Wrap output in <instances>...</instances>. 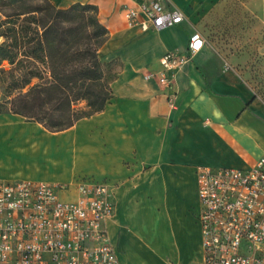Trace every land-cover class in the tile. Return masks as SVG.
I'll use <instances>...</instances> for the list:
<instances>
[{"label":"crops","instance_id":"0c3cea01","mask_svg":"<svg viewBox=\"0 0 264 264\" xmlns=\"http://www.w3.org/2000/svg\"><path fill=\"white\" fill-rule=\"evenodd\" d=\"M49 1L58 8L77 2L96 5L98 19L108 30L98 49L100 59L119 57L123 61L111 83L113 98L108 103L117 116V122L106 125L108 137L115 140L108 149L109 164L100 165L99 155L104 151L90 149L100 174L120 178L116 184H108L114 211L107 220L120 264H128L123 260V248L129 245L131 232L122 222L130 206L144 230L143 238L138 239L147 257L156 264H202L195 167H248L264 155V103L240 72L215 57L206 42L174 73V108L167 102L168 90L156 80L144 78L146 72L159 68L164 52L185 51L189 35L196 30L186 21L182 0L168 1L185 19L158 29L126 22L125 7L144 0ZM139 54L151 57L150 66L142 72V65L133 61ZM72 127L64 129L71 136L75 134ZM3 136L0 130V154ZM132 152L136 161L123 166L120 158ZM31 174L11 172L0 164V180L73 182L58 175L39 178Z\"/></svg>","mask_w":264,"mask_h":264},{"label":"built area","instance_id":"2783aa9c","mask_svg":"<svg viewBox=\"0 0 264 264\" xmlns=\"http://www.w3.org/2000/svg\"><path fill=\"white\" fill-rule=\"evenodd\" d=\"M128 25L172 26L185 19L168 0L125 7ZM191 32L185 51L162 54L146 72L167 89L175 107L173 77L205 44ZM202 264H264V155L248 167H195ZM111 187L103 181L0 180V264H120L107 220Z\"/></svg>","mask_w":264,"mask_h":264},{"label":"rangeland","instance_id":"374dc122","mask_svg":"<svg viewBox=\"0 0 264 264\" xmlns=\"http://www.w3.org/2000/svg\"><path fill=\"white\" fill-rule=\"evenodd\" d=\"M182 3L187 23L204 36L206 47L215 57L223 59L227 66L238 70L242 79L264 103V0H182ZM19 8L23 9L24 6ZM4 18L0 13V23ZM3 26L0 25V30ZM181 27L186 28L184 25ZM3 40L4 37L0 35V43ZM27 46H21L20 50ZM150 59V55L139 54L134 55L133 61L142 65V72L150 66ZM14 60L13 63L8 60L0 62V109L8 106V103H4L14 94V91L5 90L7 82L20 74L27 75L33 67V60L46 59L40 54L35 59L17 55ZM18 60H22L23 66L18 67ZM115 60L111 71L123 66L119 57ZM37 64L43 68L41 63ZM76 106L83 107L84 101H79ZM113 122H117V116L111 104H107L101 112L76 121L72 125V129H75L73 136L66 130L49 131L38 121L20 114L0 112V130L4 132L1 139L5 142L0 164L11 172L26 173L27 176L33 173L41 178L44 174H50L62 176L64 181L98 179L114 185L120 178L100 174L98 163L90 151L91 148L104 151L99 155L100 165L109 164L108 149L115 140L108 137L106 125ZM135 161L134 152L120 158L123 166ZM122 224L131 232L129 245L123 248V260L128 264H156L147 257L143 243L139 241L143 238L144 230L132 206L126 211ZM110 239L114 241L111 236ZM118 247L120 249V242Z\"/></svg>","mask_w":264,"mask_h":264},{"label":"trees","instance_id":"16d2710c","mask_svg":"<svg viewBox=\"0 0 264 264\" xmlns=\"http://www.w3.org/2000/svg\"><path fill=\"white\" fill-rule=\"evenodd\" d=\"M97 12L90 3L58 8L49 0H0L5 17L0 23V62L13 63L17 55L35 59L43 54L46 59L33 60L27 75L7 82L5 90L14 94L0 112L20 114L49 131H60L104 109L113 98L111 83L119 69L111 71L115 59L98 56L108 30ZM23 45L28 46L20 50ZM79 101H84L83 107L76 106Z\"/></svg>","mask_w":264,"mask_h":264}]
</instances>
